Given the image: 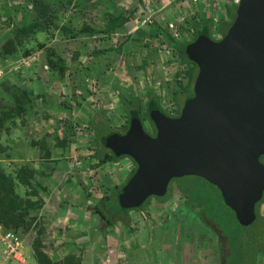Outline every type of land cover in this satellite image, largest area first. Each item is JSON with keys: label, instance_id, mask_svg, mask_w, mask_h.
I'll return each instance as SVG.
<instances>
[{"label": "rangeland", "instance_id": "1", "mask_svg": "<svg viewBox=\"0 0 264 264\" xmlns=\"http://www.w3.org/2000/svg\"><path fill=\"white\" fill-rule=\"evenodd\" d=\"M32 1L0 0V44L11 42L9 48L18 49L0 56V111L18 105L26 111L0 131L5 149L1 168L14 178L21 200L34 205L27 211V225L1 229L0 235L13 234L21 242L24 264H39L38 251L56 262L74 256L81 264H110L109 252L118 243L125 250L124 239L131 227L125 232L120 222L107 224L94 205L104 203L98 201L122 186L135 164L121 158L98 165L93 158L97 136L91 126L95 130L98 126L106 136L123 132L129 101L136 98L144 104L150 90L164 111L177 115L184 104L181 89L189 84L191 65L179 63L167 44L192 40L193 21L207 18L213 21L211 35L218 38L221 21L225 29L230 27L226 10L233 0H41L36 9ZM120 21H124L121 26L107 29ZM23 88L29 90L30 101L21 97ZM15 100H19L17 106ZM141 115L150 132L144 109ZM23 169L34 172L25 185L15 179L16 171ZM202 183L195 177L172 180L164 198H150L142 210H129V221H147L154 229L156 220L186 209L179 191L184 188L194 192L195 202L202 203L208 215L202 214V208L181 214L190 222L199 221L201 229L195 230L206 236L213 232L206 233L201 217L209 220L208 226L212 227L210 221L217 224L233 257L238 232L244 230L246 239L253 229L240 228L220 193L200 187ZM258 213L264 216V203ZM188 219L183 221L189 223ZM112 228H117V240L110 237ZM4 251L0 242V264H21Z\"/></svg>", "mask_w": 264, "mask_h": 264}, {"label": "water", "instance_id": "2", "mask_svg": "<svg viewBox=\"0 0 264 264\" xmlns=\"http://www.w3.org/2000/svg\"><path fill=\"white\" fill-rule=\"evenodd\" d=\"M187 51L198 73L179 116L153 112L154 136L134 119L124 135L104 140L135 164L117 194L123 210L163 197L172 180L184 177L206 181L231 208L264 189V0H240L222 40L202 37Z\"/></svg>", "mask_w": 264, "mask_h": 264}, {"label": "trees", "instance_id": "3", "mask_svg": "<svg viewBox=\"0 0 264 264\" xmlns=\"http://www.w3.org/2000/svg\"><path fill=\"white\" fill-rule=\"evenodd\" d=\"M38 2L41 3V0H33L32 5L34 9H36ZM235 14H232V21L235 19ZM212 19H201L200 21H193L192 27H193V33L194 37L192 40H182L173 42L172 44H167L169 48H172L176 55L178 56V62L184 63V64H192L193 69L189 73V84L181 89L182 94L184 95L183 102L186 100H189L192 98V92L190 93L188 91L189 87L192 85V82L197 76V66L192 62L188 48L191 46L196 40L207 37L211 38V26H212ZM124 23V21H120V23H110L108 25L109 30H111L114 27L121 26ZM225 23V22H224ZM224 23L222 24V21L219 23L220 27L218 29L219 33H225L229 30V28L225 29ZM231 22L228 23V25L231 26ZM227 30V31H226ZM32 35L36 34L35 32L31 33ZM226 34V33H225ZM171 39H168V42ZM9 43L0 44V56H9L14 53H17L16 47L15 49L9 48ZM22 43H20L19 46H21ZM28 53V52H27ZM31 51H29V54ZM22 98H25L26 100L29 99L30 101V95L29 90L23 88ZM11 100H14L12 98ZM16 106L19 104V100H15ZM19 106V107H18ZM17 107L10 108L7 110L0 111V131L4 127V125L9 122L11 119H13L15 116L22 115L25 111V108L18 105ZM126 107V106H125ZM142 109L145 110V116L148 120L151 121L150 115L153 112H161L163 113V109L160 105L159 97L153 93L152 90L148 91L145 94V100L144 104L140 101H138L136 98L129 101L126 111L128 113L127 119V125L130 123L131 120L139 119L141 122L143 121V117L141 115ZM15 111V112H14ZM7 112V113H6ZM165 114V113H164ZM104 122V121H103ZM94 125V120L92 119L91 125ZM106 126V124H104ZM91 129L94 130V133L97 136V150H95V153L93 155V158L97 161L98 165H103L106 163H113L121 159L122 157H117L113 153H111L108 149L104 147V140L108 136L104 135L103 132H100L98 126L97 130L93 126H91ZM114 133L113 131L109 132V135ZM5 153V149L0 144V156H2ZM261 158H264L261 157ZM135 169L133 170L132 174L134 173ZM131 174V175H132ZM130 175V176H131ZM129 176V177H130ZM34 177V172L29 169H23L21 171H16L15 179H18L20 183L24 184L27 183V181ZM197 178V177H195ZM129 179V178H128ZM200 179V178H198ZM202 180V179H200ZM203 183L200 187L207 188V186L214 188L215 187L207 183L206 181L202 180ZM124 186L114 187L110 190L109 196L106 198L100 199L98 202H104L98 205V203H95L94 209L96 213L101 217L102 220H104L107 224H114L113 222H120L124 226H129V217L127 215L129 210H123L118 205V192L119 190ZM198 186V184H197ZM180 192L183 194L185 198V202L183 206L186 208L185 210L187 212H191V209L194 210V208H202L200 211L204 215L203 211V204L199 201L195 202L194 198L192 197V194L189 193L188 190L184 188H179ZM193 190V188L191 187ZM200 189V188H195ZM218 191V190H217ZM219 192V191H218ZM166 196V194L163 197L155 198V199H162ZM222 198V197H221ZM254 198V195H253ZM223 199V198H222ZM224 200V199H223ZM261 203H264V189L261 193V195L255 200L251 201L249 197H245L243 201L236 204L234 208L229 207L228 203L224 200L223 205L227 206V210L231 212L233 217L235 218V222L240 226V228H247L250 227L253 229L251 230V233L249 234V238L246 237V239H249V241L246 242L245 239V232L242 230V232H238L240 234H237V237L239 238L236 240V243L233 246L232 255L233 257H229V252L226 248V245H224V256L222 257L221 264H254L255 262V255L260 250L264 253V217L259 215L258 208ZM107 204V206H106ZM105 205V207H104ZM186 205V206H185ZM33 203L29 200L22 201L21 198L16 194L15 192V181L14 178L11 176H8L3 169L1 168V158H0V228L4 230H18L20 228H23L26 224L25 217L27 215V211L34 208ZM99 207H103V212ZM144 206H141L137 209V211H140L143 209ZM117 208V209H116ZM240 214H239V212ZM113 212V213H112ZM116 212H120L123 217L122 219L119 217V214ZM189 212V213H190ZM112 214V215H111ZM114 215V219L111 220L110 216ZM205 215H208L207 213ZM203 219V217H201ZM200 219L204 224L208 219L202 220ZM212 224V230L217 233V235L221 236V240L223 241V237L220 234V230L218 229V225L213 223V221H210ZM27 225V224H26ZM224 244V243H223ZM229 246V242H228ZM231 250V249H230ZM36 259L38 260L39 264H81L82 261L79 260V258L74 256H67L64 260L61 262H56L51 258H48L43 252L38 251L36 254Z\"/></svg>", "mask_w": 264, "mask_h": 264}, {"label": "crops", "instance_id": "4", "mask_svg": "<svg viewBox=\"0 0 264 264\" xmlns=\"http://www.w3.org/2000/svg\"><path fill=\"white\" fill-rule=\"evenodd\" d=\"M183 211L176 212L163 221L156 220L154 229L151 227L152 223L147 221L142 220L139 223L138 220L130 221L128 227H131V230L124 239L125 250L123 251L118 243V246L113 247L112 252H109L106 261L110 264H124L122 263L124 260L125 264H221L225 253L221 236L206 223V233L213 232L210 236H206L202 230H195V228L201 229L202 224L199 221L190 222V219L186 218L187 215L181 214L186 213L184 209ZM177 215H181V218L179 216L178 219ZM260 215L263 216L262 213ZM133 218L135 219L136 216ZM184 219H188L189 223L184 222ZM123 228L127 232L126 226ZM116 231L117 228L109 231L110 237H114L115 240H117ZM192 231L195 233L192 234ZM254 258V264H264L263 252Z\"/></svg>", "mask_w": 264, "mask_h": 264}, {"label": "flooded vegetation", "instance_id": "5", "mask_svg": "<svg viewBox=\"0 0 264 264\" xmlns=\"http://www.w3.org/2000/svg\"><path fill=\"white\" fill-rule=\"evenodd\" d=\"M239 5H240V0H233V4L231 5V6H228L229 8H228V10H226V17H228V15L230 16V18H229V21L232 23H234V21L236 20V18H237V13H238V9H239ZM232 14H235V19H234V21H232ZM232 23V24H233ZM231 24V25H232ZM231 27V26H230ZM227 31V30H226ZM225 33H227V32H225ZM225 33L223 32V33H219L218 32V38H213V36H211V38H210V40H212V41H214V42H219L220 40H222L224 37H225ZM191 65V68H190V71L193 69V66H192V64H190ZM198 70V69H197ZM194 81H195V79H194ZM194 81L192 82V85L190 86L191 87V92H192V95H193V84H194ZM190 92V93H191ZM193 97V96H192ZM191 99V98H190ZM164 111V110H163ZM180 111L181 110H179L178 111V113H177V115H174V114H168L166 111H164L163 113H165V115L166 116H168V117H170V118H177L178 116H179V114H180ZM148 122H149V126H150V132H148L146 129H145V125H144V122L142 121L141 122V124H142V126H143V129H144V131L147 133V134H149V135H151V136H154L155 135V128H154V125H153V123L150 121V120H148ZM128 127H129V124L126 126V128L124 129V131L123 132H121V133H118V134H120V135H124L126 132H127V130H128ZM263 157V156H262ZM122 158H126V157H122ZM262 159V160H261ZM260 161L262 162V163H264V158H260Z\"/></svg>", "mask_w": 264, "mask_h": 264}, {"label": "built area", "instance_id": "6", "mask_svg": "<svg viewBox=\"0 0 264 264\" xmlns=\"http://www.w3.org/2000/svg\"><path fill=\"white\" fill-rule=\"evenodd\" d=\"M194 2L197 0H193ZM237 1V0H236ZM1 230V228H0ZM0 242L5 246L4 254L11 257L15 262H21V242L13 235L6 234L4 237L0 235Z\"/></svg>", "mask_w": 264, "mask_h": 264}, {"label": "bare ground", "instance_id": "7", "mask_svg": "<svg viewBox=\"0 0 264 264\" xmlns=\"http://www.w3.org/2000/svg\"><path fill=\"white\" fill-rule=\"evenodd\" d=\"M20 258H21V262H19V263L24 264V260H25V258H24V247H23V246H22V248H21V255H20Z\"/></svg>", "mask_w": 264, "mask_h": 264}, {"label": "clouds", "instance_id": "8", "mask_svg": "<svg viewBox=\"0 0 264 264\" xmlns=\"http://www.w3.org/2000/svg\"><path fill=\"white\" fill-rule=\"evenodd\" d=\"M126 182V181H125ZM125 184V183H124Z\"/></svg>", "mask_w": 264, "mask_h": 264}]
</instances>
